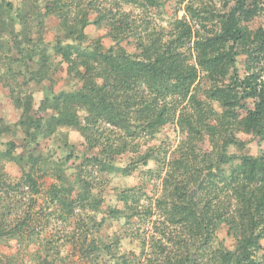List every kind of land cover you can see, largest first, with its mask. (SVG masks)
I'll list each match as a JSON object with an SVG mask.
<instances>
[{"label": "trees", "instance_id": "1", "mask_svg": "<svg viewBox=\"0 0 264 264\" xmlns=\"http://www.w3.org/2000/svg\"><path fill=\"white\" fill-rule=\"evenodd\" d=\"M167 1L0 0V82L18 114L14 123L0 118V139L11 137L0 148V244L27 250L34 242L57 253L73 241L86 262L106 252L113 264H264V25L251 26L264 18V0H178L170 15ZM90 24L106 26L112 44L91 38ZM62 65L66 87L57 91ZM32 84L42 86L39 100ZM168 126L182 133L170 155L148 145ZM60 128L79 131L97 153L79 156L67 141L46 154L41 144ZM239 134L252 135L256 154L229 153L247 146ZM151 161L159 194L144 184L121 187L117 203L107 202L103 176H128ZM9 162L23 166L16 181L5 172ZM38 176L56 180L44 215L33 210ZM40 216L44 227L66 222L63 238L44 242ZM108 219L144 224L133 233L138 252L121 253L120 236L100 237ZM222 225L234 248L218 238ZM49 253L29 255L55 264ZM19 257L0 254V264Z\"/></svg>", "mask_w": 264, "mask_h": 264}, {"label": "rangeland", "instance_id": "2", "mask_svg": "<svg viewBox=\"0 0 264 264\" xmlns=\"http://www.w3.org/2000/svg\"><path fill=\"white\" fill-rule=\"evenodd\" d=\"M176 1L178 0H168L167 1L168 2L167 8H168V13H169L168 15L172 13V9ZM127 8H130V6L125 7V9ZM135 12L137 13L139 11L135 10ZM183 14L184 12L181 10L179 12V15L182 16ZM56 21L57 20L55 18H51L49 20L50 22L49 24L53 26L57 23ZM260 25H264L263 17H257L251 23L252 27H258ZM86 32L91 36V38L101 37L105 47H108L112 44V40L108 36V33H107L108 29L106 26L98 27L94 24H90L87 27ZM52 34H53V30L48 29L46 33V37L50 39L52 38ZM123 44L127 47V49L130 52H137V50L135 49V46H133L132 44H129L126 41H124ZM244 60H245L244 56L238 57V67L240 69L241 74L244 73L245 71V61ZM66 69H67V66L62 65L59 71L56 72L55 74V79L57 80V83L55 84V90L57 91H61L62 89L66 87V84L64 82V78L66 76L65 75ZM47 83L48 82H45V84ZM41 87H42L41 85L32 84L29 86L28 90L31 89L35 93L37 99L39 100L43 95V90L41 89ZM0 118L5 119V121L8 123H14L18 118V114L12 105L11 98L8 94V90L2 85L1 82H0ZM20 134L21 133L18 132V135L16 136L17 143L19 144L18 148L16 149H17V152L22 153L25 149L24 148L25 146L22 144V137ZM238 136L241 137L242 140L247 141V146H245V148L243 149H238L234 146L231 148L229 147V153H236V154L238 153L239 154H243V153L244 154L245 153L256 154L257 153L259 146L256 140L253 139L251 134H239ZM181 139H182L181 130L178 127L176 128L175 126H168L165 129H163V131L159 135V139L150 142L148 145L149 146L155 145L157 149L162 148L161 150L163 152L164 150H166L167 153L170 155L173 152V150L177 147ZM8 140H11V137L6 136V135L3 136V139L2 138L0 139L1 149H4L6 147L5 143ZM67 141L75 147V151L77 154H79V156H81V154L83 153L94 154V153H97L98 151V148L91 149L86 145L85 140L79 131L72 130V129H65V128H60L59 131L56 133V135H54V138L52 140L49 139V140L43 141V143L41 144V150L49 151L50 150L49 146H55V148L58 149L60 146L62 147L64 143ZM202 146L205 149H208L211 147V144L209 143V141H204ZM145 148L146 147H144L143 149ZM46 154H50V152L49 153L47 152ZM80 158L77 159L76 161L77 163L81 162ZM119 160H121V162L124 164L128 162L127 156L120 157ZM22 167L23 166H19L15 162H9L5 166V172L6 174L10 175L13 181H16L20 178L22 174ZM64 167H66L65 164H64ZM156 167L157 165L155 164V162L151 161L148 166L141 165L140 167L135 169V171L132 172L131 175H128V176H125L121 172L118 174H114L112 176H108V177L105 176L106 179L103 176V179L108 181L107 183L105 182L106 190L107 192H109L107 193V202L113 205L117 203L118 200H117L116 192L120 191L121 187L126 188V187L139 186V185L144 184L145 189L148 191L149 195L156 196V194H159L160 193L159 189L157 190L156 193L152 191V189L155 191V187H154L155 183L153 182L155 177H151V174L147 172L149 168L155 169ZM27 168H30V166L28 165ZM100 176L102 175L98 174L97 178H99ZM38 178H39V184L41 185L42 191L39 195H37L39 196L38 205L37 206L34 205L33 210L35 213H38L39 215H44L45 213L43 214L41 212H46V208L41 211V207L43 206L45 207L44 204H47L49 202L47 201L48 199L46 200V197H47L46 190H48L51 184L55 183L56 180L52 176H45L43 178H40V176H38ZM118 204L121 206L122 202H119ZM53 208H56V207H53ZM51 210H54V209H51ZM101 216H105V215L100 214L98 217L100 218ZM45 221H46V217L40 216L37 218V221L35 222V224L38 225L37 228H40V230L43 229L41 233V238H43L44 242H46L47 240H50V238H63V231H62L63 224H65L66 222H62V219L58 218V220L53 221L50 225H47L46 227H44ZM73 222L74 220L71 221V223ZM138 227L141 228V230H143L144 224L138 223L135 226L131 227L130 225L125 223L124 219L120 221L114 220V219H108L107 222L104 223V225L100 228L98 234L106 242H113L115 236H120L121 245L118 247V249L121 250V253L124 251L129 252L130 250H135V249H136L135 251L138 252L140 250L139 243H138L139 240L138 238L133 239V236H134L133 233L136 232V229ZM217 234H218V238L225 243L227 248L231 249L235 247V244H236L235 239L230 237L227 234V226L225 225L220 226V228L217 230ZM65 242H66V246L63 247L64 250L63 249L59 250V252L56 253L54 252V249L46 250L45 247L39 245L38 243L36 244L34 242H32L30 246L28 247V249L26 250L27 248L26 246L17 244L16 241L12 240L8 244H0V254L19 253L20 257L19 259H17V264H25V262H23V259L30 264H40L39 259L35 261H31V256L29 254L37 253L38 257L39 256L42 257V256H45L48 251H50L49 253L50 259L53 260V263L55 264H77V262L82 263V264H113L112 261H110L111 255H109V253H106V252H103L101 254V257H99V262L97 261L96 262H91V261L86 262L85 260L82 261L78 253L79 247L75 246L73 241L71 242L65 241ZM262 245L264 246V239L262 240Z\"/></svg>", "mask_w": 264, "mask_h": 264}]
</instances>
